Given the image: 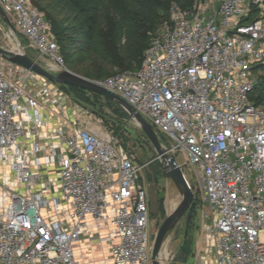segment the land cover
I'll list each match as a JSON object with an SVG mask.
<instances>
[{
  "label": "built area",
  "instance_id": "2783aa9c",
  "mask_svg": "<svg viewBox=\"0 0 264 264\" xmlns=\"http://www.w3.org/2000/svg\"><path fill=\"white\" fill-rule=\"evenodd\" d=\"M0 5L31 47L66 69L31 0ZM207 13L197 0L188 10L172 3L171 22L141 68L97 83L163 133L168 153L197 177L214 221L207 232L216 264H264V90L260 103L252 98L253 69L264 64V0H220ZM34 74L0 57V166L10 180L0 193V264H80L75 245L94 233L109 244L111 264H150L146 165L87 128L60 127L56 144L43 145L45 107L19 82Z\"/></svg>",
  "mask_w": 264,
  "mask_h": 264
},
{
  "label": "rangeland",
  "instance_id": "374dc122",
  "mask_svg": "<svg viewBox=\"0 0 264 264\" xmlns=\"http://www.w3.org/2000/svg\"><path fill=\"white\" fill-rule=\"evenodd\" d=\"M197 1L207 3V16L213 17L220 0ZM38 9L40 10L39 7ZM162 14L161 12L160 15ZM167 20L166 22H159L157 24V30L154 34L149 33L151 45L165 27L170 24L171 21H169V17ZM18 34L22 47L29 56L38 61L40 58L48 61L46 57H42L31 47L27 38L19 32ZM8 35L12 37L8 27L0 19L1 46H4V39ZM90 55L91 54H85L80 60H78V56H76V58H74L76 60L72 64L76 65L80 62L81 66L85 69H88L90 66L95 69V71L102 76L96 78L97 80H93L94 82L105 81L117 74L136 72L141 68L140 67L138 70L119 72L118 68L112 65L104 66L98 63L93 64ZM65 68V70L73 72L72 67L68 64H65ZM254 74L257 76L258 81L264 79V68L259 69L258 72L256 71ZM18 79L19 78H17V80ZM19 82H22V84H24L23 86H25L29 92L35 93L40 98L43 107L52 110L55 109L58 116L66 119L67 125L71 128H93L96 132L104 133L105 137L107 135L113 136L117 139V147L123 154L135 158L139 165H146L142 172L143 179L141 184L145 187L144 179H146L149 184L151 201L150 236L151 244H153L156 233L166 216L165 202L167 197L168 201L166 207L168 211L172 209L176 200H179L180 197L176 188L170 185L164 172L162 162L158 159L155 148L142 129L124 108L112 100L108 101L106 98L88 92H76L71 88L61 87L37 74H34L32 78L21 77ZM45 87H48L47 89L53 92V97L57 99L56 104L52 103L53 97L46 96L42 92ZM256 94L257 91L253 93V95ZM158 136L162 141L167 143V139L163 133L158 131ZM183 172L188 174L196 198L194 201L192 220L188 227L186 225V216L179 222L176 228L171 232L166 241L167 243L165 242L162 255L169 253V264H216L215 242L207 232V229L214 225L213 218L210 214L211 211L208 205L202 202V190L195 174L190 172L187 168H184ZM54 173L57 178V171H54ZM6 178L7 177L4 175L0 177V193L4 192L7 181H10Z\"/></svg>",
  "mask_w": 264,
  "mask_h": 264
},
{
  "label": "trees",
  "instance_id": "16d2710c",
  "mask_svg": "<svg viewBox=\"0 0 264 264\" xmlns=\"http://www.w3.org/2000/svg\"><path fill=\"white\" fill-rule=\"evenodd\" d=\"M31 1L44 12L50 23L65 64L72 67L74 73L92 81L102 75L91 66L85 69L80 62L72 64L76 56L80 60L85 54H91L93 64L112 65L119 72L138 70L151 46L149 33L154 34L157 24L166 22L168 17L171 21L172 3H178L184 10L191 9L195 3V0ZM254 15L255 10L243 22L252 20ZM261 68H264V64L255 66L253 70L258 72ZM67 88L86 92L74 87ZM263 90L264 79H260L255 89L257 94L252 96L257 103L262 99Z\"/></svg>",
  "mask_w": 264,
  "mask_h": 264
},
{
  "label": "water",
  "instance_id": "95a60500",
  "mask_svg": "<svg viewBox=\"0 0 264 264\" xmlns=\"http://www.w3.org/2000/svg\"><path fill=\"white\" fill-rule=\"evenodd\" d=\"M0 15L10 31L16 37L19 36L11 19L0 5ZM0 57L8 62L16 64L20 67L28 69L35 74L58 84L61 87H74L95 95L102 96L116 102L130 115V117L142 129L144 134L152 143L157 152L158 159L162 162L164 172L167 179L179 194V200H176L172 210L168 211L165 202L166 216L163 223L159 227L153 244L150 246V264H161V254L164 249L165 242L168 240L171 232L176 228L179 222L186 216V225L190 224L194 211L195 194L191 190L182 167L177 163L175 157L169 154L162 140L159 138L154 128L137 113L125 100L118 95L108 91L99 83L82 77L68 70L58 69L52 70L45 65H42L37 59L32 58L23 51H14L0 45ZM173 197V196H172ZM173 199V198H172Z\"/></svg>",
  "mask_w": 264,
  "mask_h": 264
},
{
  "label": "crops",
  "instance_id": "0c3cea01",
  "mask_svg": "<svg viewBox=\"0 0 264 264\" xmlns=\"http://www.w3.org/2000/svg\"><path fill=\"white\" fill-rule=\"evenodd\" d=\"M43 113L48 117L49 124L43 131L42 139L40 142L45 146L50 144H56L54 141L55 132L60 127H67L68 126L67 120L60 118L55 109L52 110L45 108L43 110ZM89 129L94 133L105 135L104 133L102 134L101 132H96L95 129L93 128H89ZM5 172L6 170L4 169V167L0 166V177H2V175H5ZM54 174H55L54 171L51 169V172L49 173V178L51 181L56 183V187H57L58 185L57 178L55 177ZM44 175L46 177L43 181L46 182L48 174L44 173ZM11 181L13 182L14 180L12 179ZM38 190L41 189L38 188ZM46 195L47 197H52V193L50 191L49 192L46 191ZM95 234L97 235V233H94L92 237L82 238L81 241L75 245L76 255L80 261V264H111L109 262V258H110L109 244L107 242L100 241L95 236Z\"/></svg>",
  "mask_w": 264,
  "mask_h": 264
},
{
  "label": "bare ground",
  "instance_id": "6f19581e",
  "mask_svg": "<svg viewBox=\"0 0 264 264\" xmlns=\"http://www.w3.org/2000/svg\"><path fill=\"white\" fill-rule=\"evenodd\" d=\"M0 19L2 20V22L6 25V23L4 22V20L2 19V17H1V15H0ZM7 26V25H6ZM8 27V26H7ZM9 29V28H8ZM9 31H10V29H9ZM10 33L12 34V37L10 36V35H8V36H6V38L4 39V47H6V48H8V49H12V50H14V51H23V52H25V50L23 49V47H22V44H21V42H20V37L18 36V37H16L15 35H14V33H12V31H10ZM26 53V52H25ZM27 54V53H26ZM28 55V54H27ZM40 61V63L42 64V65H45V66H47L48 68H51L52 70H54V69H58L53 63H51V62H49V61H46V60H44V59H40L39 60ZM173 208V207H172ZM170 210H172V209H170ZM169 210V211H170ZM167 243V242H166ZM168 261H169V253H167V254H164V255H162L161 254V259H160V262H161V264H169L168 263Z\"/></svg>",
  "mask_w": 264,
  "mask_h": 264
}]
</instances>
